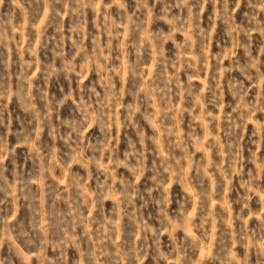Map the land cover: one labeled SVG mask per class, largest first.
Here are the masks:
<instances>
[{
  "label": "rangeland",
  "instance_id": "obj_1",
  "mask_svg": "<svg viewBox=\"0 0 264 264\" xmlns=\"http://www.w3.org/2000/svg\"><path fill=\"white\" fill-rule=\"evenodd\" d=\"M0 264H264V0H0Z\"/></svg>",
  "mask_w": 264,
  "mask_h": 264
}]
</instances>
